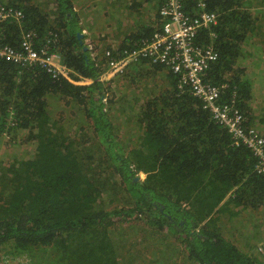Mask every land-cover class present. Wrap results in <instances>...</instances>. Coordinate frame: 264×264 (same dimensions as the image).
Here are the masks:
<instances>
[{
	"label": "trees",
	"instance_id": "16d2710c",
	"mask_svg": "<svg viewBox=\"0 0 264 264\" xmlns=\"http://www.w3.org/2000/svg\"><path fill=\"white\" fill-rule=\"evenodd\" d=\"M57 1L54 22L31 5H3L22 10L25 18L2 24L0 43L21 51L22 32L35 31L38 45L51 38V52L61 57L63 69L53 74L38 63L0 58V139L5 133L23 135L6 142L16 151L8 152L5 143L0 152V162L9 165L0 176V264L19 259L25 264H94L90 258L101 257L99 264H106L119 256L106 243L115 218L125 216L142 220L145 239L152 238L154 246L161 244L155 238L164 235L165 227L174 235L181 230L187 264H264L263 256L245 253L216 227L217 215L264 206V174L255 172L251 150L236 146L191 88L181 86L180 76L159 65L152 67L163 72V88L133 101L136 109L131 105L134 114L129 116L143 132L138 146L129 149L105 108L101 76L107 61L94 60L78 37L82 31L71 2ZM203 1L208 12L218 15L216 25L201 29L196 41L218 53L204 81L227 86L219 104L238 109L251 127L252 108L263 102L252 74H261L264 66V49L257 42L264 36V0ZM183 7L189 16L200 13L196 0H184ZM160 20L159 13L155 30L145 26L130 33L113 57L145 46L160 31ZM139 64L151 65L144 58ZM87 80L92 83L84 84ZM51 99L83 107L95 122L99 144L89 147L74 140L61 119L52 117ZM98 145L105 147L104 156L94 150ZM21 153L29 157L19 158ZM7 155L13 162L6 161ZM140 174L146 179L137 181Z\"/></svg>",
	"mask_w": 264,
	"mask_h": 264
},
{
	"label": "rangeland",
	"instance_id": "374dc122",
	"mask_svg": "<svg viewBox=\"0 0 264 264\" xmlns=\"http://www.w3.org/2000/svg\"><path fill=\"white\" fill-rule=\"evenodd\" d=\"M2 3L3 0H0V8L3 6ZM132 3H137L136 5L138 6L135 8H129ZM262 5L263 4H261V6ZM120 9L122 10L120 17L123 15V9L129 14V18L123 17L128 21L122 29L119 26V22H116V27L114 29L105 26L102 27L108 30V33L104 35L106 44H115L118 41L117 38L120 34L126 35L128 33L141 32L145 26H152L154 23L158 24L159 0H155V2L152 0H142V2L137 0H122ZM259 18L261 17L259 16ZM260 24L264 31V19ZM24 32L26 31H23L22 35ZM98 41L100 42L99 38L95 37L91 43L98 44ZM257 42L262 43L264 49L263 35L258 37ZM99 55L102 56V53ZM52 63L56 66L53 61ZM149 63L151 64H148L149 66L137 65L138 63L133 64L130 67H125L117 74H111L110 70L105 71L111 74V76L104 81L105 108L119 140L128 144L129 149L138 146L137 139L143 132V129L137 121L130 117L134 114L131 105L134 109L137 108L133 101L137 102L139 97L145 100L151 94H158L163 88V72H154L152 65L157 64H153L150 60ZM133 66L139 68L138 73L132 69ZM51 67L53 68V66ZM128 74L132 75L131 78L126 76ZM252 78L259 84V88L262 91L261 95L263 97V102L254 105L252 108L253 125L251 127L262 129L264 126V66L261 74H252ZM258 79L261 81H258ZM87 81L90 84L92 83L90 80ZM50 103L51 109H49L52 117L57 120L61 119L67 133L72 136L74 140H77L80 143H89L87 144L89 147L99 144L100 140L95 132V122L85 116L83 107H77L75 105L73 107L70 105L66 106L56 99H51ZM81 113L84 117L81 116ZM81 118H84V121H82ZM16 134L20 135L19 133ZM8 135L9 134L7 133L1 135L3 138L0 139V152L3 150V144H5L7 140H10V138L11 140L14 138H23V135L14 138ZM24 145L26 148L33 149V146L30 144ZM5 147L8 152L16 151L11 143H6ZM94 150L98 154L100 153V156H104L105 147H100L98 145ZM22 157L29 156L21 153L19 158ZM101 158L105 159L104 157ZM6 161H9V163L13 162V157L7 155ZM7 166L9 165L0 162V176H2V171H5ZM105 175L108 176V173H105ZM117 178L121 182V178ZM136 178H139L137 181H143L146 179V175L140 174L137 175ZM236 212L235 215L231 213L217 215L216 227L221 231L223 237L227 241L238 246L247 254L254 255L257 258L263 256L262 258L264 259V252L261 251V247L264 246V206L256 209L237 208ZM137 220L139 223H137L134 218L131 221H135V224H128L131 221L126 216L123 217V219L118 217L115 218V226H113V232L110 233L109 237L110 244L106 243V246L107 248L111 247L113 253L115 252L116 254H119V256L118 258L111 257L112 259H108L106 264H187V259L184 254L186 251L183 250L179 237V234H182L181 230H179L178 234L174 235L167 227H165L163 230L164 235L160 234L159 237L155 238H160L161 240H159L161 244L159 245L158 243L154 246V240L152 238L145 239V224H143L141 219ZM122 223L127 224H124L123 229L119 230L117 226H121ZM130 225L135 226V228L130 227ZM90 259L94 264H99L103 261L102 257L99 258V260H96L95 258ZM6 261H8L6 264L26 263L25 259H19V261Z\"/></svg>",
	"mask_w": 264,
	"mask_h": 264
},
{
	"label": "built area",
	"instance_id": "2783aa9c",
	"mask_svg": "<svg viewBox=\"0 0 264 264\" xmlns=\"http://www.w3.org/2000/svg\"><path fill=\"white\" fill-rule=\"evenodd\" d=\"M161 1L160 31L133 56L143 55L153 64L166 67L179 75L181 86L187 85L191 88L194 96L204 103V108L212 113L219 124L229 130L234 144L244 145L251 150L257 158L255 171L260 175L264 174V126L262 129L246 127V118L238 109L231 105L219 104L227 86L217 87L206 83L203 78L210 62L218 59V53L211 46H198L196 41L201 29L216 25L218 15L208 12L203 0H196L200 10L196 16H189L184 11V0ZM24 18V12L20 9L4 6L0 8V25L8 21L21 23ZM38 39V33L26 31L22 35V50L17 51L9 45L0 44V58L23 62L26 65L38 63L49 72L59 74L63 66L57 68L52 63V59L56 57L51 52L52 42L48 40L47 43L38 45ZM108 56H111L110 53ZM109 68L111 74L120 73L125 68V62L112 59ZM261 251L264 252V246Z\"/></svg>",
	"mask_w": 264,
	"mask_h": 264
},
{
	"label": "crops",
	"instance_id": "0c3cea01",
	"mask_svg": "<svg viewBox=\"0 0 264 264\" xmlns=\"http://www.w3.org/2000/svg\"><path fill=\"white\" fill-rule=\"evenodd\" d=\"M72 4V11L74 13V20L77 22V25L80 27L82 32H79L78 34H81V39H84L85 46L90 50L91 56L94 60L103 61L106 60V70H109V63L110 61L117 60L125 62V67H130L131 64L141 63L143 62V58L146 59L143 55L139 56H133L134 53L138 50H134L128 54H125L120 59L113 57V51L119 50L122 46L123 42L125 41V38L130 34L126 35H119L117 38V42L115 44H106L104 35L108 33L107 29L102 28L110 27L115 28L116 22H119V26L121 29L124 27L126 22L128 21L125 18H129V14L126 13V10L123 9V15L120 17V14L122 13V10L120 9V4L122 0H69ZM139 2H142V0H137ZM155 2V0H153ZM17 2L21 3L20 5H31L35 7L37 10L44 14H50V19L52 22H54L58 16H57V10L59 2L57 0H3L2 5L7 4H17ZM137 3H132L129 8L132 7V5H136ZM162 1L159 0V13H160V7H161ZM158 13V15H159ZM125 17V18H123ZM157 23L152 24L151 27H154V30L159 27ZM139 32V31H138ZM37 33V32H36ZM98 37L100 42L98 41V44H93L91 41ZM48 40H51V38H48ZM46 41V43L48 42ZM150 42V41H149ZM148 43V42H146ZM53 48V44L51 43V50ZM53 53V52H52ZM102 53V56L99 54ZM108 53H110V57L108 56ZM55 54V53H54ZM56 55V54H55ZM54 64L57 68L62 67V59L58 55L54 59H52ZM111 76L110 73L104 72L101 76V80L104 82L106 79ZM88 83V81L84 82Z\"/></svg>",
	"mask_w": 264,
	"mask_h": 264
},
{
	"label": "water",
	"instance_id": "95a60500",
	"mask_svg": "<svg viewBox=\"0 0 264 264\" xmlns=\"http://www.w3.org/2000/svg\"><path fill=\"white\" fill-rule=\"evenodd\" d=\"M78 37H79V38H81V37H82V35H81V34H78ZM137 179H139V178H137Z\"/></svg>",
	"mask_w": 264,
	"mask_h": 264
},
{
	"label": "clouds",
	"instance_id": "9594fccd",
	"mask_svg": "<svg viewBox=\"0 0 264 264\" xmlns=\"http://www.w3.org/2000/svg\"><path fill=\"white\" fill-rule=\"evenodd\" d=\"M161 8V7H160ZM257 128V127H256ZM256 172V171H255ZM257 173V172H256Z\"/></svg>",
	"mask_w": 264,
	"mask_h": 264
},
{
	"label": "flooded vegetation",
	"instance_id": "af4514ba",
	"mask_svg": "<svg viewBox=\"0 0 264 264\" xmlns=\"http://www.w3.org/2000/svg\"><path fill=\"white\" fill-rule=\"evenodd\" d=\"M182 224V223H181Z\"/></svg>",
	"mask_w": 264,
	"mask_h": 264
}]
</instances>
